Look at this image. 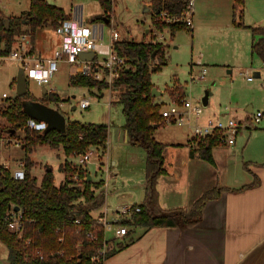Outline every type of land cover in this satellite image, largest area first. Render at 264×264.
Wrapping results in <instances>:
<instances>
[{
  "label": "trees",
  "instance_id": "16d2710c",
  "mask_svg": "<svg viewBox=\"0 0 264 264\" xmlns=\"http://www.w3.org/2000/svg\"><path fill=\"white\" fill-rule=\"evenodd\" d=\"M103 10V16L110 19L114 0H97ZM184 0H151L150 11L167 10L170 13H182ZM233 23L238 28H249L252 32V55L256 56L264 67V27H249L243 22L245 0H234ZM72 18L65 8L49 3L47 0H31L29 11L21 16L5 17L0 13V56H8L19 48L21 37L33 46L37 31L51 24L55 30L66 20ZM6 21L9 22L7 29ZM91 23H101V19ZM153 25L162 31H169L172 36L179 30H188L182 24L162 23L152 15ZM110 24V23H109ZM191 30V29H190ZM118 54L125 58L126 65L111 87L106 83L79 74L69 77L70 86L85 87L92 91L109 89L111 104L121 105L125 117L123 128L127 131L130 142L141 147L146 153V183L150 193L147 203L134 205L140 211H134L122 218L119 224L125 226H145L147 228H188L202 221L205 205L219 197L228 188H215L207 191L187 209L163 210L159 204L156 183L165 174L164 152L166 145L154 138L156 126L162 124L161 105L152 95L156 87L152 74L159 72L167 64L166 47L162 43L146 39L141 41L120 37L115 43ZM27 82V79H26ZM174 101L186 97L185 86L175 82ZM184 86V87H183ZM43 100L34 99L28 92L24 96H15L5 100L0 106V116L7 120V125L0 128V137L6 136L21 141L25 151L26 176L22 180L13 177L12 171L0 167V241L8 248L7 264H104V261L125 246L114 238H106V231L100 220L104 213L100 210L106 205V194L102 190L104 182L89 179V171L78 169L66 160L61 168L65 180L55 184L53 171L44 173L42 180L33 175L34 162L29 154L38 146L62 148L67 157L86 152L91 146H103L110 137L107 123H87L79 120H67L65 133L59 130L35 131L28 127L32 117L25 110L24 100L39 101L49 106L70 101L62 99L51 90L44 94ZM250 120V118H249ZM23 131V136L19 132ZM223 132H217L205 138H192L197 143L195 149L200 157L214 163L213 149L222 143ZM247 167V164H246ZM79 173L82 189L70 179ZM260 181L255 177L248 185L237 189L257 186ZM17 207L19 208L17 210ZM19 211L25 226L24 234L10 232L5 221L10 211ZM96 212H99L97 215ZM92 233L96 239L92 240ZM41 251L43 258L36 253ZM102 251H104L102 253Z\"/></svg>",
  "mask_w": 264,
  "mask_h": 264
},
{
  "label": "crops",
  "instance_id": "0c3cea01",
  "mask_svg": "<svg viewBox=\"0 0 264 264\" xmlns=\"http://www.w3.org/2000/svg\"><path fill=\"white\" fill-rule=\"evenodd\" d=\"M202 1L195 0V5L198 7L192 31L199 30L202 26ZM230 1L233 3L231 16L227 10L226 17L222 21L227 28L234 19V0H227L228 4ZM258 7H264L263 2ZM220 13L218 8H208L206 12L207 16ZM259 13L254 21L245 24L249 27L262 26L264 8L259 10ZM240 29L251 32L249 28ZM251 56L256 57L252 55V51ZM244 63L249 67L247 61ZM261 69L264 67L256 69L255 75L258 72L261 76L259 71ZM175 82L168 89L159 90L156 87L162 93L158 94L157 101L166 93L168 97L175 93L177 87ZM184 88L187 96V88ZM227 108L222 115H229V124L231 119L237 117L232 116L233 109L231 111V108ZM73 109H76V106ZM257 110L264 111V106ZM257 110L253 105H249L246 108L247 115L238 119L248 122L249 118L251 120L250 115ZM214 119L225 124L222 118ZM123 125L124 123L119 127L109 125L110 144L105 154H102L103 163L99 165V170L102 169V165L108 168L103 170L106 176L100 180L104 182L101 188L105 191L108 208V195L115 196L119 201L116 209L125 205L147 203L150 197L146 183V153L144 155L133 147L131 149L134 153L130 152V148L127 151L126 144L131 146L134 144L125 134ZM245 128L250 129L251 132L243 135L240 130L242 137L236 140L234 147L221 144L213 149L212 164L200 157L195 149L197 145L195 141L190 143L194 138L190 129L163 123L156 126L155 140L166 145L164 152L166 172L156 183L159 204L163 210L187 209L204 193L215 188H228L232 191H223L218 198L209 201L204 207L202 221L192 227L126 226L128 234L117 240L125 247L108 257L104 264H264V128L256 125L253 131L251 126ZM87 170L90 173L89 179L93 180L89 165ZM255 177L259 179L260 184L243 191L237 190L252 183ZM141 194H143L142 198H140ZM106 205L100 211L106 215L107 220L115 222L124 219L117 215V210L106 209Z\"/></svg>",
  "mask_w": 264,
  "mask_h": 264
},
{
  "label": "rangeland",
  "instance_id": "374dc122",
  "mask_svg": "<svg viewBox=\"0 0 264 264\" xmlns=\"http://www.w3.org/2000/svg\"><path fill=\"white\" fill-rule=\"evenodd\" d=\"M47 1L65 8L68 13L73 15L75 10L80 8L83 20L88 25H92L91 21L95 16L103 15V10L97 0ZM30 2L31 0H0V13L5 17L21 16L24 12L29 11ZM150 2L151 0H114L113 11L109 16L110 24L104 27L103 41H110V30L112 29L118 31L120 37L135 41L144 39L151 41L154 39L157 42L156 37L159 38L158 43H162L166 47L167 64L161 71L152 74L153 83L159 90H164L179 80L187 88L186 98L203 107V120L209 117H219L228 125L229 115H222L226 107L231 108V111L233 109L232 116L237 117L236 119L239 120L238 118L241 116L247 115V106L253 105L255 110L264 106V69L259 70L261 76L255 78L253 82H248L243 75L248 69L251 72H256V69L263 67L257 57L251 56V32L236 28L233 22L227 28L222 22L226 17L227 10H229L231 16L232 1L228 4L227 0H223V2L222 0H203L201 8L203 22L199 30L188 31L182 29L177 31L174 36L169 31H164V37L161 38L157 36L159 29L152 23V11L148 10ZM261 2L264 4V0H246L244 23H248V21L260 15L259 10L261 11L264 8L258 7ZM197 7L195 5V13ZM208 8H218L221 13L215 16H207ZM62 43L63 37L57 33L51 24H48L37 31L32 49L38 57L48 58L53 56L54 51ZM244 61H247L249 67H246ZM202 68L207 69L205 80L191 81V72L194 74L200 73ZM20 69H22L21 65L10 59L0 63V95L3 92L8 93L10 97L17 95V77ZM74 72V67L62 62L51 80L43 86H40L34 80L27 79L28 93L36 100H43L45 95L42 88L46 87L47 91L56 92L62 99H69L70 101H66V103L67 105L70 104L71 108L60 109L67 120L107 123L118 127L123 124L125 117L122 112V106L111 104L110 89L90 91L85 87L70 86L69 77L79 75ZM206 93L209 94V98L208 104L204 105L203 98ZM85 96L92 98L90 108L82 109L77 107L78 101ZM171 97H168V93H166L160 97L161 99H158L157 103L163 108L172 100ZM2 105L3 102H0V106ZM49 106L52 108L59 107L51 102ZM74 106H76V109H73ZM6 125L7 120L0 116V128ZM255 125L264 128V118L258 124L252 123L245 126H251L253 131ZM245 126L241 129L243 135L251 132ZM22 134L23 131H20L19 135L23 136ZM239 137H242V134L239 133L237 135V140ZM126 145L127 151L133 147L145 155V151L141 147ZM132 150L130 152L134 153ZM75 155L67 157L62 148L54 149L49 146H38L29 154L34 162L32 173L40 182L46 169L51 168L55 176V184L60 185L65 180V172L61 165L66 160L72 164L77 162L78 158ZM102 156V153H94L89 163L95 182L104 179L106 176V172L103 171L106 170L105 165H102V169L99 170V165L103 163L101 162ZM132 156L135 157L136 154H132ZM24 157L25 151L22 146H17L15 143L10 147L4 146L0 151V167L5 164L14 170L21 161H25ZM116 186L120 187L119 184H116ZM108 196L107 201L110 209L107 205L106 209L109 211L117 210L119 201L116 200L115 196ZM142 196L143 194H141L140 198ZM105 218L106 215L104 214L103 219ZM107 238H113L111 230L107 231ZM7 258L8 248L0 241V264H7Z\"/></svg>",
  "mask_w": 264,
  "mask_h": 264
},
{
  "label": "built area",
  "instance_id": "2783aa9c",
  "mask_svg": "<svg viewBox=\"0 0 264 264\" xmlns=\"http://www.w3.org/2000/svg\"><path fill=\"white\" fill-rule=\"evenodd\" d=\"M186 7L182 13H170L163 9L160 11H152L154 18L162 23L167 24H182L186 26L188 30L194 26V14H195V0H184ZM104 24L92 23L88 25L84 22L82 17V10L77 8L72 18L66 20L60 25L56 31L63 37L62 45H59L54 51L53 56L48 58L38 57L33 52V46L27 41V36L21 37V44L18 49L12 51L8 56H0V63L6 59H10L21 65L24 70L26 79H31L37 82L40 86L47 84L54 73L58 71L60 63H67L69 66L75 68V74H83L93 78L96 81L104 82L111 87L115 78L119 77L121 70L125 67V58L120 56L115 48V43L119 40L120 35L116 30H110L111 38L109 42H104ZM157 36L164 37V31L158 30ZM156 37V40L158 42ZM94 52L95 58L93 60H85L80 57L81 53ZM207 69L202 68L200 73H191V81L196 82L198 80H205ZM243 75L246 80L252 82L255 80V72L246 70ZM110 89V88H109ZM11 98L6 92L0 95V102H4L6 99ZM67 103H61L56 109L60 111L62 108H70ZM92 105L91 97H83L78 101L77 107L82 109H88ZM229 109V107L227 108ZM61 112V111H60ZM63 113V112H62ZM204 113L203 107L193 103L186 97L179 101L171 100L169 104L165 105L161 109L162 122L166 125H175L178 127H186L191 130L193 137L205 138L212 136L217 132H223L221 138L222 143L228 147H234L236 145L237 135L242 127L245 125H251L252 123H260L264 118V111L257 110L251 114V120L240 121L237 119H231L228 125L221 123L219 120L209 118L206 121H202V115ZM64 114V113H63ZM65 115V114H64ZM245 126V127H246ZM28 127L35 131H42L47 129V123L44 121H38L36 119H30ZM13 143L17 146H21V142L12 138L1 136L0 137V151L2 147H10ZM110 144V137L106 141L105 145L91 146L86 152L76 154L78 158L74 165L78 169L83 168L87 170V167L91 161L94 153L105 154L107 147ZM5 168L11 169L7 165H1ZM26 162L21 161L17 168L11 169L12 175L17 180H22L26 176ZM108 170V168L106 167ZM88 171V170H87ZM82 179L79 173H76L70 181L73 182L78 188L82 189ZM134 211H140L139 207L133 206H121L117 209V215L125 217L131 215ZM5 221L7 228L10 232L16 233L19 237L24 234L25 226L22 218V213L19 211H10L6 216ZM121 220L110 222L109 220L102 219L99 223H102L105 231L111 230L113 232V238L120 240L128 234V229L125 225L119 224ZM92 240L96 237L90 233ZM107 238V236H106ZM108 239V238H107ZM104 251H102L103 253ZM36 253L43 258L41 251L37 250Z\"/></svg>",
  "mask_w": 264,
  "mask_h": 264
},
{
  "label": "water",
  "instance_id": "95a60500",
  "mask_svg": "<svg viewBox=\"0 0 264 264\" xmlns=\"http://www.w3.org/2000/svg\"><path fill=\"white\" fill-rule=\"evenodd\" d=\"M97 19H101L102 21H104L105 25H108L110 23V19L101 14L95 16L92 19V21ZM6 24H7V29H9V22L6 21ZM262 27H264V22L262 23ZM80 57L85 60H93L95 58V53L94 52L81 53ZM255 76L259 77L260 74L257 72ZM42 90H43V94L47 93L46 87H43ZM27 92L28 89H27L26 77L24 75V70L20 69L17 77V96H24ZM158 92H159L158 89L155 87L152 91V95L154 97H157L158 94H162L161 92L159 93ZM208 98H209V94L206 93V95L203 98L204 105L208 104ZM26 100H24L23 102L24 108L33 119L46 122L47 123L46 130L56 129L61 131L62 133H65L67 126V118L62 112H60L56 108H52L39 101H32L28 99ZM125 134L128 135L127 131L125 132ZM47 170L51 171L52 169L49 168ZM18 209L19 208L17 207V210Z\"/></svg>",
  "mask_w": 264,
  "mask_h": 264
}]
</instances>
